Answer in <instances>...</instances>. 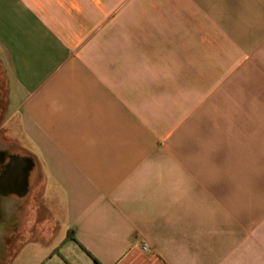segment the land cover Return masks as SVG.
Masks as SVG:
<instances>
[{"label": "crops", "instance_id": "obj_1", "mask_svg": "<svg viewBox=\"0 0 264 264\" xmlns=\"http://www.w3.org/2000/svg\"><path fill=\"white\" fill-rule=\"evenodd\" d=\"M0 87L11 264H264V0H0Z\"/></svg>", "mask_w": 264, "mask_h": 264}, {"label": "flooded vegetation", "instance_id": "obj_2", "mask_svg": "<svg viewBox=\"0 0 264 264\" xmlns=\"http://www.w3.org/2000/svg\"><path fill=\"white\" fill-rule=\"evenodd\" d=\"M0 104V264H11L14 257L12 245L17 239H30L19 230L25 225L31 208V183L36 175L34 161L29 152L16 144L1 124ZM38 223L47 222L48 202L41 194L36 201Z\"/></svg>", "mask_w": 264, "mask_h": 264}, {"label": "rangeland", "instance_id": "obj_3", "mask_svg": "<svg viewBox=\"0 0 264 264\" xmlns=\"http://www.w3.org/2000/svg\"><path fill=\"white\" fill-rule=\"evenodd\" d=\"M2 89H1V87H0V104H1V106H2V117H1V124H5V123H7L6 122V114H5V112H6V110H5V104H6V99H5V97H4V95L2 94ZM59 233H60V229H56V236L58 237V235H59Z\"/></svg>", "mask_w": 264, "mask_h": 264}, {"label": "trees", "instance_id": "obj_4", "mask_svg": "<svg viewBox=\"0 0 264 264\" xmlns=\"http://www.w3.org/2000/svg\"><path fill=\"white\" fill-rule=\"evenodd\" d=\"M94 262H95L96 264H99V263H98L97 261H95V260H94Z\"/></svg>", "mask_w": 264, "mask_h": 264}, {"label": "built area", "instance_id": "obj_5", "mask_svg": "<svg viewBox=\"0 0 264 264\" xmlns=\"http://www.w3.org/2000/svg\"><path fill=\"white\" fill-rule=\"evenodd\" d=\"M144 249H146V247H144Z\"/></svg>", "mask_w": 264, "mask_h": 264}]
</instances>
